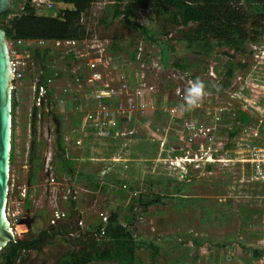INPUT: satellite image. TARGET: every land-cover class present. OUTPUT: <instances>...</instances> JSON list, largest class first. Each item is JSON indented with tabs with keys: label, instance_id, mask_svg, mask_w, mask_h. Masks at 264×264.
Returning a JSON list of instances; mask_svg holds the SVG:
<instances>
[{
	"label": "rangeland",
	"instance_id": "1",
	"mask_svg": "<svg viewBox=\"0 0 264 264\" xmlns=\"http://www.w3.org/2000/svg\"><path fill=\"white\" fill-rule=\"evenodd\" d=\"M110 2L97 0L84 16L90 38L95 36L116 47L108 53L110 60L101 80L83 81L79 93L65 91L67 70L78 61L55 53L46 62L48 71L58 74L53 107L63 117L67 153L77 170L82 167L109 189L93 191L82 178L60 173L54 125L47 117L36 122L37 152L31 160V84L41 71L31 58L22 84L12 90L16 105L12 110L11 104L7 220L20 239H33L52 222L61 223L72 200L77 202L78 216L84 217L81 231L76 228L73 232L78 231L79 240L85 242L90 237L86 218L95 226L96 220L119 208L123 223L124 208L133 203L139 219L135 236L145 241L156 237L159 241L199 239L190 250L193 256L198 254L195 264H264V251L259 260L252 258L253 250H264V35L248 41L239 51L216 42L195 43L192 49L180 40L176 29L164 30L162 18L151 7L135 6L132 20L151 30L155 39L151 43L122 27L121 17L107 26L101 24L104 12L109 17L105 8ZM68 8L55 2L52 9L38 13L55 16ZM166 45L174 46L180 58H198L199 68L193 66L186 73L163 68L158 55ZM135 49L138 52L132 59ZM80 73L83 79L89 72L82 69ZM194 75L203 81L208 95L196 108L181 111L183 90ZM221 84V91L212 90ZM238 111L246 113L251 124L230 140L228 134ZM101 131L107 136H99ZM122 131L125 136L117 137ZM176 151L177 159L172 156ZM38 163L41 169L30 181L29 172ZM207 163H212L209 170ZM182 181L181 192L171 194L172 198L169 194L175 193ZM119 189L128 193L127 199L119 201ZM144 191L163 195L164 206L142 211L135 201ZM79 219H73L75 227ZM65 240L67 237L60 236L44 241L40 252L31 251L24 264H57L67 251L83 246ZM215 243L224 246L217 250ZM176 253L184 257L185 247ZM137 255L149 264L146 248Z\"/></svg>",
	"mask_w": 264,
	"mask_h": 264
},
{
	"label": "trees",
	"instance_id": "2",
	"mask_svg": "<svg viewBox=\"0 0 264 264\" xmlns=\"http://www.w3.org/2000/svg\"><path fill=\"white\" fill-rule=\"evenodd\" d=\"M54 3L69 5L71 8L63 10L61 13L52 16L39 14L26 0L24 4V13L9 19V14L17 11L18 3L22 0H13V8L11 11L0 14V27L5 32L7 42H15L17 40L23 41H38V40H73L83 39L88 37L85 27L80 20L83 14L89 12L91 6L97 0H52ZM127 0H111L105 11L109 13V17H105V12L101 15V24L109 25L113 20L121 17L120 23L124 28H131L132 30L143 35L149 42H154L153 33L151 30L132 20L133 8L140 6L141 8L151 7L157 17L162 18L163 28H174L180 35V40L187 43L193 49L195 43L209 44L216 42L221 46L232 48L239 51L242 46L248 41H256L259 36L264 35V0H129L126 6L122 9L121 5ZM8 18L6 22L4 19ZM100 19V17H99ZM98 19V20H99ZM108 19V20H106ZM100 24V20H99ZM116 38V36H115ZM32 53V60L43 70L47 75L51 73L46 68V62L52 57V50L47 48H40L38 46L26 47ZM116 47L109 46L108 52ZM23 49V48H21ZM138 50L135 49L131 58L134 59ZM194 52H196L194 50ZM199 54V53H198ZM159 63L163 68H174L175 70L186 73L193 66L199 68L200 61L198 58H180L178 51L174 46L166 45L159 51ZM72 57V56H70ZM229 58L228 54H225ZM196 79V76H192ZM221 85L212 87L214 91H221ZM207 88H211L210 85ZM14 95H12V110L15 108ZM33 107L31 109V135L32 145L30 150V157L33 161L36 151L35 137H37L36 116L40 111L42 121L44 118H49L54 125L55 132V158L58 162V170L60 173L67 174L70 177L74 175V162L70 159L67 147L64 145L63 117L53 107L50 111H43ZM251 124L250 117L243 111H238L233 121V126L228 134V137L233 139L237 133L244 127H249ZM179 153L173 152L172 156L178 158ZM214 159V158H213ZM12 154L10 152V162ZM40 163L34 168V172H29V180L35 176V173L41 169ZM212 163L206 164V170L211 168ZM84 178L87 176L82 175ZM91 178V177H89ZM186 180L188 177H184ZM183 181L180 182L175 189L177 194L182 190ZM9 185V182H8ZM93 191L99 189L107 190L108 185H100L99 182H93ZM185 185V184H184ZM130 187L127 188V190ZM118 198H128V193L120 189L117 191ZM181 203L184 198L177 197ZM164 196L161 194H150L146 191L138 195L135 201L142 211L149 212L152 207L164 206ZM29 202V201H28ZM27 202V211L29 210V203ZM136 205L130 204L124 208L125 216L123 223L120 221L119 208H116L110 213L107 218L106 225L103 223L97 225L95 230L101 232L103 227L104 235L99 241H96L91 236L86 238L82 248L67 251L62 259L57 264H98V263H112V264H144L137 256V251L146 248L148 251L149 264H195L199 260L198 254L190 252L192 246H196L199 239H188L187 241H171L170 239H163L159 241L157 237L150 241L141 239L135 234L137 229L135 224L138 223V218L134 214ZM77 215L76 202L70 200L69 206L66 209L65 218L72 220ZM131 228V229H130ZM89 233L88 231L86 232ZM67 243H70L68 240ZM43 239L25 238L18 246L13 244L6 245L0 251V264H24L26 257L31 251H38L42 249ZM215 248L219 250L224 245H219ZM181 246L185 247V256L177 255V250ZM209 246V245H208ZM264 250H253V260H259L263 256ZM176 253V254H175Z\"/></svg>",
	"mask_w": 264,
	"mask_h": 264
},
{
	"label": "built area",
	"instance_id": "3",
	"mask_svg": "<svg viewBox=\"0 0 264 264\" xmlns=\"http://www.w3.org/2000/svg\"><path fill=\"white\" fill-rule=\"evenodd\" d=\"M30 5L36 10V12H41L44 10L52 9L55 3L49 0H28ZM24 4L25 2H21L19 5V9L11 14H9L8 18H14L22 13H24ZM92 7V6H91ZM91 9V8H90ZM83 14L81 17V24L85 27L86 31L88 30L85 25V16ZM95 17V13H93ZM8 43V53H9V67L12 74V85L13 89L16 86H20L22 84L23 79L25 78V67L28 66L29 60L32 58V53L26 47L38 46L40 48L49 47L53 53L58 54H66V56H72L76 61H78L77 66H72L70 70H67V75L64 78V90L65 91H75L77 93L82 90L83 81L92 82L93 80H101L102 73L104 72V66L108 64V48L109 45L106 44L105 41L98 39L97 37H86L83 39H73V40H38V41H23L17 40L15 42H7ZM23 48V49H21ZM23 56V60L21 61L19 58L21 55ZM33 59V58H32ZM86 69L88 71V75L83 77L80 73L82 69ZM85 73V70H84ZM56 72H51L47 75L43 70H41L37 76L32 78L31 84V92H32V108L36 107L42 110L44 106L45 109L43 111H50L55 104V96H54V82L57 77ZM106 86V85H104ZM31 115V113H30ZM38 118V120H37ZM36 122L40 123L42 120V116L40 111H38L36 116ZM85 122H88L85 119ZM84 126L86 124L84 123ZM100 130V128L98 129ZM124 130V129H123ZM131 133H128L130 135ZM101 137H106L104 131H101L99 134ZM110 135V134H109ZM117 137H124L125 133L122 131L120 134L116 133ZM80 144V141L77 143ZM124 161H120L119 163H123ZM9 192V186H8ZM8 195V194H7ZM25 196V195H23ZM6 212V210H5ZM64 217V214L62 215ZM58 218V216L56 217ZM106 216H102L101 223L103 226L107 223ZM79 229L83 226V221L80 219L77 223ZM101 232H97L92 227L87 228V231L90 233V236L99 241L101 237L104 235L103 227L100 229ZM73 233V232H72ZM76 233H73L75 236ZM79 237V236H78ZM77 237V238H78Z\"/></svg>",
	"mask_w": 264,
	"mask_h": 264
},
{
	"label": "water",
	"instance_id": "4",
	"mask_svg": "<svg viewBox=\"0 0 264 264\" xmlns=\"http://www.w3.org/2000/svg\"><path fill=\"white\" fill-rule=\"evenodd\" d=\"M13 0H0V14L11 11ZM12 74L9 67L8 43L4 30L0 27V251L8 244L18 246L22 241L5 217L11 152V97ZM68 222L63 221L59 228ZM69 239L73 233H68Z\"/></svg>",
	"mask_w": 264,
	"mask_h": 264
},
{
	"label": "clouds",
	"instance_id": "5",
	"mask_svg": "<svg viewBox=\"0 0 264 264\" xmlns=\"http://www.w3.org/2000/svg\"><path fill=\"white\" fill-rule=\"evenodd\" d=\"M208 95L202 80L196 78L188 80L183 90V103L179 106L181 111H188L196 108L203 98Z\"/></svg>",
	"mask_w": 264,
	"mask_h": 264
},
{
	"label": "crops",
	"instance_id": "6",
	"mask_svg": "<svg viewBox=\"0 0 264 264\" xmlns=\"http://www.w3.org/2000/svg\"><path fill=\"white\" fill-rule=\"evenodd\" d=\"M89 155H90V152H89ZM73 161V160H72ZM92 167V166H91ZM81 169H82V167H80ZM93 168V167H92ZM81 169H76L75 167H74V175H73V177H70V178H76L77 179V177H78V180H80V178H82L83 180H84V184H86L87 185V187H89V185H90V189H92V183L93 182H96L97 180H94V176L95 175H93V174H89V173H87L88 171H85V172H83ZM94 171H95V169H94ZM82 175H84V176H87V178H84ZM89 177H91V178H89ZM104 185H108V184H104ZM122 185V184H121ZM102 186V185H101ZM109 186V185H108ZM123 187H124V184H123ZM93 190V189H92ZM120 190V189H119ZM118 190V191H119ZM77 203V202H76ZM76 209H77V215H76V217H78V218H80L81 220L82 219H84V217L83 216H81V217H79L78 216V206H76ZM86 214H88V213H86ZM88 216V215H87ZM89 218V217H88ZM79 219V220H80ZM70 221H75V220H70ZM83 221V220H82ZM88 221V219L86 218V224H85V226L87 227V228H90V227H92L93 229H95V227L97 226V225H99V224H101V222L100 221H98V220H96L95 222L96 223H94L95 224V226L92 224L93 223V221L92 222H87ZM100 222V223H99ZM76 224V223H75ZM74 227H75V225H74ZM78 229V230H80L79 229V227L77 226V227H75L74 229ZM81 231V230H80ZM73 233H76V235L74 236L75 238H72V239H69L68 237H67V239H68V241L70 242V244L71 245H73L72 243H74V242H77L78 244H80V245H82V244H84L85 242H83V241H80L79 240V237H78V231H76V232H73ZM139 236V235H138ZM57 237H59V236H57ZM78 237V238H77ZM52 240V239H51ZM77 243H76V245H77ZM74 247V246H73ZM74 248H76V249H79V248H77L76 246L74 247ZM138 256V255H137ZM139 257V256H138ZM142 260V259H141ZM142 262H143V260H142ZM110 264H112V263H110Z\"/></svg>",
	"mask_w": 264,
	"mask_h": 264
},
{
	"label": "flooded vegetation",
	"instance_id": "7",
	"mask_svg": "<svg viewBox=\"0 0 264 264\" xmlns=\"http://www.w3.org/2000/svg\"><path fill=\"white\" fill-rule=\"evenodd\" d=\"M66 221L68 222L67 225L64 226V228H59V225L63 222ZM56 223V222H55ZM54 222H52V225H49L46 229L41 231L38 235V239H43V241L51 240L52 238H55L57 236H65L67 237L68 233H72L74 230V224L72 221L67 220L66 218L63 217L61 223L58 225H54Z\"/></svg>",
	"mask_w": 264,
	"mask_h": 264
},
{
	"label": "bare ground",
	"instance_id": "8",
	"mask_svg": "<svg viewBox=\"0 0 264 264\" xmlns=\"http://www.w3.org/2000/svg\"><path fill=\"white\" fill-rule=\"evenodd\" d=\"M5 217H6V219L8 218V215H7V213H5ZM9 219V218H8Z\"/></svg>",
	"mask_w": 264,
	"mask_h": 264
}]
</instances>
